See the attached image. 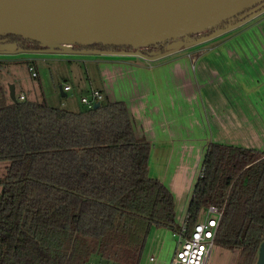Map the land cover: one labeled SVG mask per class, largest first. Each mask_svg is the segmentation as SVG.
Masks as SVG:
<instances>
[{
  "label": "trees",
  "instance_id": "1",
  "mask_svg": "<svg viewBox=\"0 0 264 264\" xmlns=\"http://www.w3.org/2000/svg\"><path fill=\"white\" fill-rule=\"evenodd\" d=\"M246 17L242 12L199 38ZM3 37L22 40L24 51L46 49ZM167 44L153 49L164 53ZM150 152L124 102L72 112L45 99L14 102L2 87L0 161L10 166L0 180V264H141L153 229L180 230L171 191L149 174ZM210 205L223 209L215 244L237 252L236 264H256L264 243V152L211 143L188 206L187 235Z\"/></svg>",
  "mask_w": 264,
  "mask_h": 264
},
{
  "label": "crops",
  "instance_id": "2",
  "mask_svg": "<svg viewBox=\"0 0 264 264\" xmlns=\"http://www.w3.org/2000/svg\"><path fill=\"white\" fill-rule=\"evenodd\" d=\"M191 47L153 60L92 53L100 56L104 99L124 102L136 138L150 142L149 174L171 191L179 225L187 218L211 143L264 152V11L225 38L220 35ZM31 61L37 71L35 59ZM150 235L146 247L162 250L170 264L172 232L153 229ZM153 254H146L142 264H157Z\"/></svg>",
  "mask_w": 264,
  "mask_h": 264
},
{
  "label": "water",
  "instance_id": "3",
  "mask_svg": "<svg viewBox=\"0 0 264 264\" xmlns=\"http://www.w3.org/2000/svg\"><path fill=\"white\" fill-rule=\"evenodd\" d=\"M264 11V0H0V36L15 35L46 49L73 53L134 55L153 60L214 39ZM246 12L245 20L210 37L220 23ZM168 43L158 53L154 46ZM94 44L121 51L86 49ZM76 46L82 47L76 50ZM17 43H1L0 53H15ZM26 52V51H24ZM59 89L64 94L63 86ZM10 98L17 102L15 86ZM101 106L98 102L94 108ZM256 264H264V243Z\"/></svg>",
  "mask_w": 264,
  "mask_h": 264
},
{
  "label": "rangeland",
  "instance_id": "4",
  "mask_svg": "<svg viewBox=\"0 0 264 264\" xmlns=\"http://www.w3.org/2000/svg\"><path fill=\"white\" fill-rule=\"evenodd\" d=\"M226 33L222 34L224 38ZM195 48L191 47L190 49L194 50ZM81 49L78 46L76 48V50ZM39 53L34 54L29 53V51L0 53V93L2 87L6 89L10 85H14L18 99L21 94H24L29 100L45 99L50 106L55 108L72 112L87 110V105L82 101V98L90 97L92 92L100 91L103 87L99 77L97 62L100 56L73 53L72 51L61 49H49L46 53ZM28 59H35L38 77L32 76L29 65L33 61L28 64ZM60 85H69L71 87V90L65 91L67 96L64 97L62 95L59 89ZM9 166V161H0V180L7 174ZM1 194L2 185L0 184V196ZM207 215V210L204 208L200 213L199 220L205 219ZM151 237L152 235H150L149 241H151ZM146 254L148 256L153 254L152 257L154 258L157 256V264H168L162 258V250L158 253L150 245L144 250L141 264L145 260ZM237 260V252L224 249L215 244L209 263L236 264ZM93 264L112 263L107 260L100 261L98 258H94ZM113 264L117 263L114 262Z\"/></svg>",
  "mask_w": 264,
  "mask_h": 264
},
{
  "label": "built area",
  "instance_id": "5",
  "mask_svg": "<svg viewBox=\"0 0 264 264\" xmlns=\"http://www.w3.org/2000/svg\"><path fill=\"white\" fill-rule=\"evenodd\" d=\"M33 77H38V73L33 65L29 66ZM64 91L71 90L69 85L63 86ZM24 100V96L19 97ZM104 96L101 91L92 92L90 97H83L82 101L88 109L94 108L95 104L103 101ZM207 216L203 220H198L191 232L188 233L186 220L180 225L178 232H172L175 241V249L170 264H212L209 263L215 245V238L223 216V209L214 205L206 208ZM153 260V258H151Z\"/></svg>",
  "mask_w": 264,
  "mask_h": 264
},
{
  "label": "flooded vegetation",
  "instance_id": "6",
  "mask_svg": "<svg viewBox=\"0 0 264 264\" xmlns=\"http://www.w3.org/2000/svg\"><path fill=\"white\" fill-rule=\"evenodd\" d=\"M9 39L6 38V37H3V36H0V42L1 43H10V42H7ZM10 41V40H9ZM14 42V43H17L18 45L21 44L22 40L20 39H16L14 41H11V43Z\"/></svg>",
  "mask_w": 264,
  "mask_h": 264
}]
</instances>
